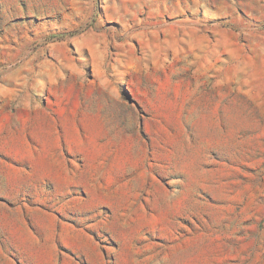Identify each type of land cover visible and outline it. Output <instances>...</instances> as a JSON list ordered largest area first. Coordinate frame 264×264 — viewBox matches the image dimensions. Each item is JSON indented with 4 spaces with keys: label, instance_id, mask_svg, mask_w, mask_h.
<instances>
[{
    "label": "rangeland",
    "instance_id": "rangeland-1",
    "mask_svg": "<svg viewBox=\"0 0 264 264\" xmlns=\"http://www.w3.org/2000/svg\"><path fill=\"white\" fill-rule=\"evenodd\" d=\"M0 264H264V0H0Z\"/></svg>",
    "mask_w": 264,
    "mask_h": 264
}]
</instances>
